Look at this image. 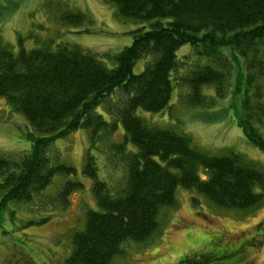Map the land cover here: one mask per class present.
<instances>
[{
  "label": "trees",
  "instance_id": "trees-1",
  "mask_svg": "<svg viewBox=\"0 0 264 264\" xmlns=\"http://www.w3.org/2000/svg\"><path fill=\"white\" fill-rule=\"evenodd\" d=\"M111 1L124 18L142 24L133 30L131 45L108 55L113 67L77 45L19 54L0 45V95L39 133L29 153L0 157V215L13 204L30 203L55 175H75L74 167L49 155L52 144L81 128L108 142L117 122L95 109L117 89L127 94L116 109L126 141L112 143L125 174L114 185L100 180L95 157L87 154L84 173L94 180L99 208L88 210L84 228L73 233L64 264H111L128 240L150 243L160 232L163 209L177 205L179 185L230 210H253L264 202V170L257 164L234 151L219 155L201 149L190 134L149 125L136 113L168 108L179 78H187V98L194 106L223 99L233 81L237 123L264 150V0ZM76 17L84 15L70 13L65 19ZM185 44H191L199 65L179 66L178 50ZM146 55H153V62L135 74V64ZM129 139L137 152L126 151ZM75 185L82 186L67 181L59 197L66 198ZM203 257L205 264L214 260Z\"/></svg>",
  "mask_w": 264,
  "mask_h": 264
},
{
  "label": "rangeland",
  "instance_id": "rangeland-1",
  "mask_svg": "<svg viewBox=\"0 0 264 264\" xmlns=\"http://www.w3.org/2000/svg\"><path fill=\"white\" fill-rule=\"evenodd\" d=\"M75 12L84 17L65 19ZM141 25L124 18L111 0H0V45L8 46L15 54L77 45L113 67L108 55L131 45L133 30ZM178 57L184 69L199 65L191 44L181 46ZM153 60V55L139 59L134 73L144 71ZM185 79L174 81L168 108L160 112L139 108L137 115L149 125L190 134L201 149L219 155L234 151L264 170V150L251 143L238 125V104L231 107L233 81L223 99L213 105L194 106L187 98ZM206 92L214 94L209 87ZM126 98L127 94L117 89L95 109L105 120L117 122V130L108 142L99 136L92 138L89 129L81 128L52 144L49 155L58 156L76 173L71 177L55 175L30 203L13 204L0 215V264H64L72 249L73 233L84 228L88 210L99 208L94 180L84 173L87 154L95 157L100 180L114 185L125 174V163L112 143L126 141L125 127L116 113ZM261 131L264 135V128ZM36 135L39 133L25 115L0 95V157L19 158L29 153ZM126 145V151L137 152L130 139ZM67 181L82 186L69 187L66 199L59 194ZM176 198L175 207L161 212L160 232L154 239L148 244L128 240L123 254L115 256L111 264H205L203 256L214 257L209 264H264V202L253 210H230L183 185L178 186ZM43 218L47 220L41 222ZM28 220L33 224H26Z\"/></svg>",
  "mask_w": 264,
  "mask_h": 264
}]
</instances>
